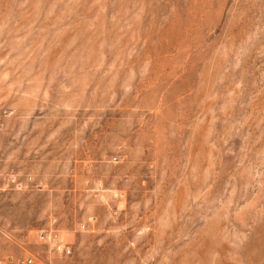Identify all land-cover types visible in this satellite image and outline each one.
Listing matches in <instances>:
<instances>
[{"label":"rangeland","instance_id":"1","mask_svg":"<svg viewBox=\"0 0 264 264\" xmlns=\"http://www.w3.org/2000/svg\"><path fill=\"white\" fill-rule=\"evenodd\" d=\"M28 257L264 264V0H0V264Z\"/></svg>","mask_w":264,"mask_h":264},{"label":"built area","instance_id":"2","mask_svg":"<svg viewBox=\"0 0 264 264\" xmlns=\"http://www.w3.org/2000/svg\"><path fill=\"white\" fill-rule=\"evenodd\" d=\"M42 237H47L50 238V233L47 231L42 232ZM53 241L55 242V239L53 238ZM56 249L57 250H61V251H65L66 253L69 252L68 248H64V246L58 242H56ZM16 264H43L40 260L35 259L33 257H28V258H22L20 260L16 261Z\"/></svg>","mask_w":264,"mask_h":264}]
</instances>
